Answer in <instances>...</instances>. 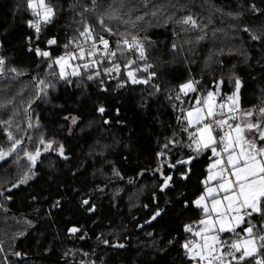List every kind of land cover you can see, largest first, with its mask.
I'll return each instance as SVG.
<instances>
[{
	"label": "trees",
	"instance_id": "1",
	"mask_svg": "<svg viewBox=\"0 0 264 264\" xmlns=\"http://www.w3.org/2000/svg\"><path fill=\"white\" fill-rule=\"evenodd\" d=\"M121 2L96 0L97 7L93 8V0H46L57 6V12L54 20L42 25L37 39L27 23L35 18L27 0H0V55L7 58L8 67L20 71L19 76L9 73L0 77V103H15V109L0 108V120L12 117L10 128L0 125V145L10 146L7 131H12L18 138L24 137V148L33 151L44 134L63 142L69 156L65 161L57 153H42L34 168L36 175L15 188L12 185L29 167L23 151L19 152V161L14 155L0 165V264H69L63 260L84 264H194L181 247L192 234L185 232L184 226L197 225L203 213L191 203L185 207V202L194 201L203 191L201 181L207 175L211 152L197 155L187 148L170 146L165 157L157 154L174 133L177 139L188 142L187 134L180 132L187 125L177 117L183 119L181 109L186 112L194 106L197 96L215 91L213 82L224 80L217 97L221 101L234 90V73L242 80L241 107L264 103V43L252 40L244 31L247 27L264 39V15L253 13L249 7L255 3L264 9V0H149L147 7L144 0H123V12L135 8L132 19L149 12L139 22L138 35L151 41L145 42V47L157 78L147 85L129 81L119 87L127 79L126 70L122 66L119 75H104L103 68L111 67L107 60L100 65L106 91L99 79L89 81L86 75L72 77L70 84L49 75L58 74L59 68L48 69V59L37 56L35 49L50 51L53 58L62 55L69 38L78 35L77 29L83 30L84 20L96 33L104 34L114 48L117 37L102 33L97 18L110 5L119 7ZM154 6L160 9L156 16L151 15ZM85 7L89 11L82 19L80 13ZM187 15H192L200 28L176 23ZM168 16L173 19L165 24ZM105 23L114 32L125 30L118 20L106 19ZM201 28L206 38L198 41L203 34ZM53 37L57 44L48 46L46 41ZM173 44L177 45L175 50ZM73 45L67 51H73ZM125 58L135 60L136 56L118 54L117 62L123 65ZM137 66L143 63L138 61ZM37 77L55 84L40 99L34 82ZM229 77L233 80L229 81ZM189 79L202 83L196 92L181 94V99L176 100L178 86ZM153 85H161V91L155 92ZM29 100L34 101L31 122L38 127L25 134L18 132L16 125L27 128L29 111L25 113L24 109ZM101 106L106 109L104 114L96 111ZM69 114L83 120L71 135L67 132L70 124L63 120ZM105 120L109 123L105 124ZM90 121L93 127L82 133L81 128ZM26 135L33 141H28ZM104 145L108 148L101 156ZM189 155H197L191 165L168 169V163L175 164ZM160 164L165 175L174 176L173 184L163 193L159 188L163 178L155 171ZM113 168L119 177L112 174ZM188 168L190 178L180 179V173ZM131 196L138 199L135 208L130 207L134 202ZM84 199H89L90 204L83 205ZM157 204L164 211L146 223ZM93 205L95 211H89ZM72 227L79 231L70 232ZM105 240L109 243L105 244ZM117 244L124 247H115Z\"/></svg>",
	"mask_w": 264,
	"mask_h": 264
},
{
	"label": "snow or ice",
	"instance_id": "2",
	"mask_svg": "<svg viewBox=\"0 0 264 264\" xmlns=\"http://www.w3.org/2000/svg\"><path fill=\"white\" fill-rule=\"evenodd\" d=\"M148 2L149 0H144V7L148 6ZM27 6L35 17L27 21L28 26L35 30L37 39H39L42 25L55 19L57 6L46 3V0H27ZM96 7V0H93V8ZM125 7L122 0L119 7L110 5L109 10L97 18L102 33L117 37L114 48L110 45V40L104 34L96 33L94 27L87 20H84L83 30L77 29L78 35L69 38V42L63 46L65 51L62 55L53 58L50 51H42L37 47L35 53L37 56L48 59V69H52L54 66L59 68L58 74L50 72L49 75L58 76V79L66 84L72 83V77L86 75L89 81L99 79L102 90L106 91L107 89L103 87L104 81L100 79L102 76L100 65L107 60L111 67L103 68L104 75H108L110 78L112 74L119 75L122 66L126 70L127 79L119 87H124L125 83L129 81L133 85H147L152 79L157 78L158 74L154 70L155 65L148 63V52L145 47V42L150 44L151 41L146 36L138 35V31L141 30L139 22L144 21L149 12L146 11L132 19L135 8L123 12ZM249 7L253 13L264 15V9L257 8L255 3ZM87 11L89 9L85 7L84 11L80 13L82 19L84 12ZM158 11L160 9L154 6L151 15L156 16ZM125 15L128 16V19L124 18ZM229 15L232 14L229 13ZM237 15H242V13ZM106 19L118 20L125 26V30L114 32L113 28L105 23ZM172 19V16H168L165 19V24ZM176 23L189 26L192 29L200 28L192 15L184 16ZM200 30L203 34L197 37L198 41L206 38L203 29ZM244 31L250 33L252 40L264 43L261 35L252 33L247 27L244 28ZM46 43L48 46H52L57 44V40L53 37ZM70 44L75 45L71 52L67 51ZM85 44H87V48L84 47ZM176 47V44L172 45L174 50ZM29 50L32 51L31 48ZM129 53L135 55L136 59L125 58L123 65L117 62L118 54L121 57H127ZM209 59H212L211 54ZM73 61L86 62L80 64L73 63ZM138 61L143 63L142 67L137 66ZM218 62L222 64V62ZM89 72L91 74H88ZM9 73L15 74V76L20 75V71L16 67H8L7 58L0 55V77H7ZM141 73L146 76L141 77ZM233 77L234 90L226 98L219 102L215 99L220 96V88L224 83V80L221 79L218 82H213L215 91L209 90L206 95L197 96L194 106L186 112L183 108L181 109L183 119L181 117H177V119L187 125L181 128L180 132L187 134L188 142L184 143L181 139H177V134L174 133L173 138L168 139L163 149L157 154L158 157H165L168 155L170 146L187 148L197 155L205 151L211 152L207 175L201 181L203 191L194 201L185 202V207L191 203L203 211V218L197 222L198 230L194 229L192 224L184 226L185 232L192 233L194 237L199 238V242L191 240L185 241L181 245L187 259L194 264H264V104L258 108L253 106L243 109L240 104L242 80L234 73ZM233 77H229V81H232ZM34 79L36 80L37 98L47 95L48 90L55 87V84L48 79L38 77ZM200 83H202L201 80L189 79L180 84L175 99L180 100L181 94L186 96L188 93L196 92ZM153 88L155 92L161 91V85H153ZM168 99L171 100L172 97L169 96ZM33 102L32 100L27 102L25 113H28L32 108ZM9 106L15 109L14 100L0 103L2 109L6 110ZM96 111L104 114L106 109L101 106ZM16 114L14 111L13 115ZM63 120L65 124H70L67 129L68 135H71L74 128L83 123L81 117L71 114L64 116ZM104 123L108 124L109 121L105 120ZM0 125L10 128L12 117L8 120H0ZM34 127H38V124L34 126L30 117L27 128L16 125L17 131L25 134ZM92 127L93 122L90 121L85 128H81V132L84 133L86 129ZM26 138L30 142L34 139L30 135H27ZM7 140L10 142L9 147L5 148L0 145V161L14 154L19 161V152L22 150L23 157L29 163V167L23 171L18 182L12 185L13 188L18 187L19 184H26L36 175L34 168L42 155V149L43 152H56L58 157L65 161L69 159L65 144L55 138H48L44 134H41L36 141L37 146L33 151L24 148V137L18 138L12 131H7ZM107 148L108 145H104L99 154L102 156ZM197 155L179 159L175 164L168 163L167 167L174 170L177 169V165H191ZM155 171L160 173L163 178L159 185L160 191L163 193L173 184L174 176L165 175L162 164L158 165ZM190 173L191 169H186L180 173V179L187 181L190 178ZM112 174L117 177L120 175L115 168L112 169ZM143 174L140 173V175ZM153 199H156L155 193H153ZM82 204L89 205L90 200L84 199ZM88 210L95 211V206L89 207ZM163 211L157 204L156 211L146 223L156 220ZM69 231L76 233L79 229L72 227ZM104 243L108 244L109 241L105 240ZM169 243L173 242L169 241ZM115 247L123 248L124 245L117 244ZM2 250L0 249V251Z\"/></svg>",
	"mask_w": 264,
	"mask_h": 264
},
{
	"label": "rangeland",
	"instance_id": "3",
	"mask_svg": "<svg viewBox=\"0 0 264 264\" xmlns=\"http://www.w3.org/2000/svg\"><path fill=\"white\" fill-rule=\"evenodd\" d=\"M218 97V96H217ZM217 97H215V98H217ZM264 104V103H263ZM190 109V108H189ZM188 109V110H189ZM49 152H53V153H56V152H54V151H49ZM42 153H44L43 152V150H42ZM116 190V189H115ZM121 189H119L118 191H120ZM132 197V200H134V202L130 205V207L131 208H135V207H137L136 206V204L135 203H138V199H135V196H131ZM202 213H203V211H202ZM203 218V217H202ZM201 218V219H202ZM193 227H194V229H196V230H198V225H196V222H195V224H193ZM224 238H227V237H224ZM191 240H196L197 242H199V238L198 237H194L193 236V234H190V236H189V238H187V241H191Z\"/></svg>",
	"mask_w": 264,
	"mask_h": 264
},
{
	"label": "water",
	"instance_id": "4",
	"mask_svg": "<svg viewBox=\"0 0 264 264\" xmlns=\"http://www.w3.org/2000/svg\"><path fill=\"white\" fill-rule=\"evenodd\" d=\"M26 76H28V75H26ZM34 82H35V84H36V80L34 79ZM42 97V95L41 96H39V99ZM31 110V109H30ZM30 110H29V117L31 118V121H32V115H31V112H30ZM31 130V129H30ZM30 130H28V132L30 131ZM28 132H27V134H28ZM27 136V135H26ZM15 155V154H14ZM14 155H12V156H10V157H7L5 160H3V161H0V165L3 163V162H6V161H9ZM19 256H20V258H22V259H24V258H26V256L25 255H23V254H19ZM63 262H68L69 264H84L83 262H75V261H71V260H69V261H67V260H63Z\"/></svg>",
	"mask_w": 264,
	"mask_h": 264
},
{
	"label": "crops",
	"instance_id": "5",
	"mask_svg": "<svg viewBox=\"0 0 264 264\" xmlns=\"http://www.w3.org/2000/svg\"><path fill=\"white\" fill-rule=\"evenodd\" d=\"M189 94V93H188ZM218 102L220 101L218 98H215ZM257 108H258V106H256ZM250 108H252V107H250ZM246 109H249V108H246Z\"/></svg>",
	"mask_w": 264,
	"mask_h": 264
},
{
	"label": "built area",
	"instance_id": "6",
	"mask_svg": "<svg viewBox=\"0 0 264 264\" xmlns=\"http://www.w3.org/2000/svg\"><path fill=\"white\" fill-rule=\"evenodd\" d=\"M73 46H74V48H75V45H73ZM30 47H31V46H30ZM84 47L87 48V44H85ZM0 52H1V49H0Z\"/></svg>",
	"mask_w": 264,
	"mask_h": 264
},
{
	"label": "flooded vegetation",
	"instance_id": "7",
	"mask_svg": "<svg viewBox=\"0 0 264 264\" xmlns=\"http://www.w3.org/2000/svg\"><path fill=\"white\" fill-rule=\"evenodd\" d=\"M0 205H1V203H0Z\"/></svg>",
	"mask_w": 264,
	"mask_h": 264
}]
</instances>
